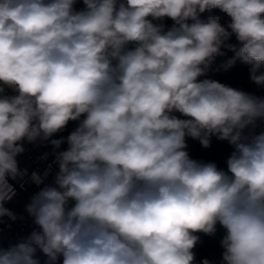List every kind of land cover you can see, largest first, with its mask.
Returning a JSON list of instances; mask_svg holds the SVG:
<instances>
[{
    "label": "clouds",
    "instance_id": "obj_1",
    "mask_svg": "<svg viewBox=\"0 0 264 264\" xmlns=\"http://www.w3.org/2000/svg\"><path fill=\"white\" fill-rule=\"evenodd\" d=\"M75 3L0 0V217L16 219L4 205L9 178L27 174L22 142L59 149L51 137L80 121L56 153L55 186L26 206L40 231L0 248V264H40L38 250L44 264H194L197 234L217 225L221 264H264V98L198 79L226 46V67L240 60L264 85V0ZM213 8L231 32L199 18ZM165 16L167 31L148 19ZM213 136L234 148L227 171L186 151V137L207 148Z\"/></svg>",
    "mask_w": 264,
    "mask_h": 264
},
{
    "label": "built area",
    "instance_id": "obj_2",
    "mask_svg": "<svg viewBox=\"0 0 264 264\" xmlns=\"http://www.w3.org/2000/svg\"><path fill=\"white\" fill-rule=\"evenodd\" d=\"M74 9L76 10V8ZM232 88H242V82H236ZM56 136L60 139V132L53 135L55 139L57 138ZM22 143L25 150L16 159L19 168L22 171L26 170L27 174L15 180L9 178V183L15 188L16 195L12 200L6 202L4 206L15 214L16 219H10L8 216L0 217V248L3 249H7L26 239L34 230L40 231L39 227L34 223L33 218L26 211V208L20 211L17 209L16 203L18 199H22L27 206L31 202L32 197L41 188L55 186V177L59 171L58 164L55 162L56 153L65 151L62 145L59 149H54L49 141L37 140L36 142L29 143L25 140ZM226 144V141L218 140L214 136L211 138L210 146L207 148L203 147L199 142L200 161L214 162L218 168L227 171L226 161L230 155L227 151ZM33 172L41 175L43 178L42 184L36 185L31 181L30 176ZM72 205H74V201H70L69 206L71 207ZM200 245L206 251L199 258L197 264H203L204 260L209 261V264H219L214 260L213 251L205 248L203 243H200ZM222 253L221 251L219 252L221 261ZM36 256L40 260V264H44L47 259L39 250ZM57 264H62V257L58 260Z\"/></svg>",
    "mask_w": 264,
    "mask_h": 264
},
{
    "label": "trees",
    "instance_id": "obj_3",
    "mask_svg": "<svg viewBox=\"0 0 264 264\" xmlns=\"http://www.w3.org/2000/svg\"><path fill=\"white\" fill-rule=\"evenodd\" d=\"M209 17H217L219 18V23L221 26L225 27L229 32H231V29L228 28V25L231 23V18L223 12L219 8H213L210 10H205L203 13H199V18L202 21H207ZM188 23H192L191 20L188 21ZM155 25H162L164 31H167L171 29L175 25V21H173L171 18L165 16L161 21H157ZM226 45H234L236 48H239L241 46V43L237 40L235 34H232L229 39L225 42ZM221 52L223 55H218L214 58L211 65L208 67L206 74L202 77H199V80L203 79H210L217 82H220L224 85L232 87L229 83L230 80L237 81V78L241 75H250V68L251 66L248 64L243 63L240 60H236L235 64L231 67H226V64L229 60H231L235 56V52L230 50L226 46L221 47ZM261 71H264V69H261ZM261 88L260 94H256L255 92H252L251 90H248L247 92L250 95H253L255 97L264 98V85H259ZM80 120H82V116L80 117ZM80 121H69L67 124L65 131L70 134L72 131L76 129ZM261 129H264V123L260 124L259 127H257L256 131L259 132ZM247 131V130H246ZM226 147L229 155L234 151V148L232 145H230L226 141ZM200 237V236H199ZM199 241L203 242V245L208 250H213L211 247V244L206 241L204 238L200 237ZM195 254L194 262L198 261L201 256L205 254V249L201 247V245L197 242L196 246L192 250Z\"/></svg>",
    "mask_w": 264,
    "mask_h": 264
},
{
    "label": "crops",
    "instance_id": "obj_4",
    "mask_svg": "<svg viewBox=\"0 0 264 264\" xmlns=\"http://www.w3.org/2000/svg\"><path fill=\"white\" fill-rule=\"evenodd\" d=\"M74 8H76V11L83 10L85 8V5L83 4V0H76V3L74 4ZM148 19L151 20L153 24H155L157 21H161L163 18L152 19L151 17H148ZM126 47L128 49H133L135 47V44L129 43ZM235 82L236 81H234V84H235ZM173 115H176L182 119L185 118V117L181 116V114L178 112H174ZM84 118L85 117L82 115V120ZM60 134H61V138H63L65 140V142L62 143L61 145L64 148V150H66L68 148V144L66 142V138H67L68 134L65 131V129L60 131ZM186 144H187L186 151H188L190 158L195 159V160H200L198 140L193 139L191 137H186ZM224 234H225V230L219 225H217V231H216V234L214 236L205 235L203 233L197 234L198 236L204 238L206 241H208L211 244V246H212L211 248L213 249L212 251H213L214 260L219 264L221 263L219 252L220 251L223 252V248L220 246V239L223 237Z\"/></svg>",
    "mask_w": 264,
    "mask_h": 264
},
{
    "label": "rangeland",
    "instance_id": "obj_5",
    "mask_svg": "<svg viewBox=\"0 0 264 264\" xmlns=\"http://www.w3.org/2000/svg\"><path fill=\"white\" fill-rule=\"evenodd\" d=\"M251 74L250 75H241L237 78V81L236 82H242V88H238V90H242L244 92H249L248 90H251L252 92H255L256 94H260V91H261V88L259 87L258 84L254 83L252 80H251ZM235 82V83H236ZM229 83L232 85H234V80H230ZM17 94V93H16ZM68 134V133H67ZM69 135V134H68ZM51 139H55L54 137H51ZM16 207L18 210H24L26 208V203L22 200V199H18L17 200V203H16ZM198 243H203L201 241H198ZM199 261V260H198ZM194 262V264H197V262Z\"/></svg>",
    "mask_w": 264,
    "mask_h": 264
},
{
    "label": "water",
    "instance_id": "obj_6",
    "mask_svg": "<svg viewBox=\"0 0 264 264\" xmlns=\"http://www.w3.org/2000/svg\"><path fill=\"white\" fill-rule=\"evenodd\" d=\"M0 86H3V85L0 84ZM4 95L14 96V95H16V93H15L13 90H11L10 88H7V87L5 86V92H4ZM56 137L59 139L58 136H56Z\"/></svg>",
    "mask_w": 264,
    "mask_h": 264
}]
</instances>
